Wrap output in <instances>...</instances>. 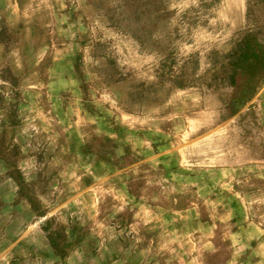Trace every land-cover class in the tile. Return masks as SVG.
I'll list each match as a JSON object with an SVG mask.
<instances>
[{
    "label": "rangeland",
    "instance_id": "374dc122",
    "mask_svg": "<svg viewBox=\"0 0 264 264\" xmlns=\"http://www.w3.org/2000/svg\"><path fill=\"white\" fill-rule=\"evenodd\" d=\"M0 264H264V0H0Z\"/></svg>",
    "mask_w": 264,
    "mask_h": 264
},
{
    "label": "trees",
    "instance_id": "16d2710c",
    "mask_svg": "<svg viewBox=\"0 0 264 264\" xmlns=\"http://www.w3.org/2000/svg\"><path fill=\"white\" fill-rule=\"evenodd\" d=\"M257 3L256 2H248L246 5V8L248 11L251 10V8L253 6H255ZM247 19L251 18L250 13L248 12L246 14ZM259 28L258 26H254L252 29H250V31L248 30L247 33L244 34L243 38L241 40H239V45H245L247 43V40L249 39L250 36L253 35L252 31H256V29ZM241 50V48L235 49V52L231 53L230 55H228L226 58L228 59V63H227V69H228V79H230V81H232L233 83V79L235 77L236 74V68L237 66H239L241 63V57L238 59L240 53H238ZM232 85V84H230Z\"/></svg>",
    "mask_w": 264,
    "mask_h": 264
}]
</instances>
